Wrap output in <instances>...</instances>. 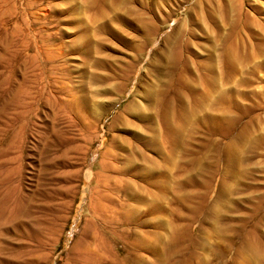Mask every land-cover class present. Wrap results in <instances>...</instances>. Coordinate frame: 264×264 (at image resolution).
I'll return each instance as SVG.
<instances>
[{
  "label": "rangeland",
  "instance_id": "rangeland-1",
  "mask_svg": "<svg viewBox=\"0 0 264 264\" xmlns=\"http://www.w3.org/2000/svg\"><path fill=\"white\" fill-rule=\"evenodd\" d=\"M3 2L0 264H264V0Z\"/></svg>",
  "mask_w": 264,
  "mask_h": 264
},
{
  "label": "bare ground",
  "instance_id": "bare-ground-1",
  "mask_svg": "<svg viewBox=\"0 0 264 264\" xmlns=\"http://www.w3.org/2000/svg\"><path fill=\"white\" fill-rule=\"evenodd\" d=\"M2 2H3V0H2ZM4 3V2H3ZM3 6V5H2ZM3 24V23H2ZM4 31V30H3ZM9 153V152H8ZM8 156V155H7ZM11 160V159H10ZM9 160V161H10ZM9 161L8 160H6L5 161V164H3L4 166H7V164L9 163ZM2 169V167H0V170ZM9 175V169L7 170V172H6V174H3L2 176H4V177H2L1 175H0V186L1 185H6L7 183H9L10 182V177H6V176H8ZM99 178V177H98ZM97 178V179H98ZM100 182V181H99ZM98 190V189H97ZM95 192H97L98 193V191H96L95 190ZM99 192H100V190H99ZM92 193H94V192H92ZM12 194H13V190H8V191H3L2 192V195H1V198H2V203L4 204H6V203H8V202H10L11 201V199H12ZM95 194V193H94ZM91 195H93V194H91ZM93 205V204H92ZM98 211H99V209H98ZM97 213V212H96ZM96 213H95V215H96ZM99 215V214H98ZM139 244V243H138Z\"/></svg>",
  "mask_w": 264,
  "mask_h": 264
}]
</instances>
